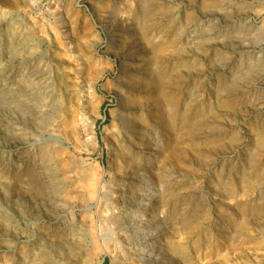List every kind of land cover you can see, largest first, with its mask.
Segmentation results:
<instances>
[{
	"label": "rangeland",
	"instance_id": "obj_1",
	"mask_svg": "<svg viewBox=\"0 0 264 264\" xmlns=\"http://www.w3.org/2000/svg\"><path fill=\"white\" fill-rule=\"evenodd\" d=\"M0 264H264V0H0Z\"/></svg>",
	"mask_w": 264,
	"mask_h": 264
},
{
	"label": "bare ground",
	"instance_id": "obj_2",
	"mask_svg": "<svg viewBox=\"0 0 264 264\" xmlns=\"http://www.w3.org/2000/svg\"><path fill=\"white\" fill-rule=\"evenodd\" d=\"M143 5V4H142ZM148 24V23H147ZM15 46V45H14ZM15 49V48H14ZM16 49H17V47H16ZM13 50V49H12ZM14 51V50H13ZM22 51V50H21ZM15 52V51H14ZM18 53V52H17ZM16 53V54H17ZM15 54V55H16ZM127 82V81H126ZM30 86V85H29ZM143 88V87H142ZM23 89V88H22ZM148 89V88H147ZM155 89V88H154ZM146 90V89H145ZM159 90V89H158ZM23 91V90H22ZM21 91V92H22ZM157 91V90H156ZM163 92V91H162ZM145 93V92H144ZM152 93V92H151ZM27 94V93H26ZM39 94V93H38ZM25 95V94H24ZM151 96H152V94H150ZM29 99V98H28ZM151 99V100H150ZM157 99V98H156ZM27 100V99H26ZM45 100V99H44ZM149 100L152 102V97L151 98H149ZM148 100V98H147V101H149ZM153 102H154V100H153ZM158 102V101H157ZM27 103V102H26ZM156 103V102H155ZM159 104V103H158ZM133 127V126H132ZM129 154V153H128ZM127 162V161H126ZM43 163V162H42ZM41 164V163H40ZM50 169V168H49ZM130 176H134L135 177V172L134 173H131V175ZM45 177V176H44ZM47 179V178H46ZM50 179V178H49ZM141 181V180H140ZM137 182V181H136ZM50 184V183H49ZM47 186V185H46ZM45 187V186H44ZM48 191V190H47ZM130 193V191H129V189H127L126 191H125V199H126V202H125V204H124V206H126L127 208H129V207H131V205L135 202V199H134V196H133V198H132V195L131 194H129ZM134 193V192H133ZM129 194V195H128ZM49 197V196H48ZM131 197V198H130ZM128 215V214H127ZM124 218L123 219H121V222H123V223H127V221H129V217H127L126 215L125 216H123ZM130 228L132 227V226H129ZM134 228V227H133ZM129 229V231H131V232H134L135 230L137 231V229ZM128 229V228H127ZM65 233V232H64ZM40 250V249H39ZM41 251V250H40ZM40 256H41V252H34V255H33V261H35L36 260V258H40ZM38 260V259H37ZM40 260V259H39Z\"/></svg>",
	"mask_w": 264,
	"mask_h": 264
}]
</instances>
